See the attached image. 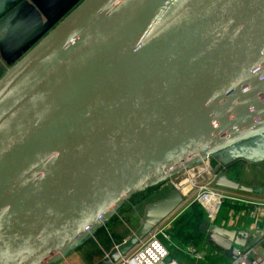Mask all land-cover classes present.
<instances>
[{
  "label": "water",
  "instance_id": "1",
  "mask_svg": "<svg viewBox=\"0 0 264 264\" xmlns=\"http://www.w3.org/2000/svg\"><path fill=\"white\" fill-rule=\"evenodd\" d=\"M262 134L264 0H83L0 77V264H50L134 194ZM221 169L214 185L264 194ZM183 200L173 187L147 202L94 264ZM202 230L234 262L264 247L258 229Z\"/></svg>",
  "mask_w": 264,
  "mask_h": 264
},
{
  "label": "crops",
  "instance_id": "2",
  "mask_svg": "<svg viewBox=\"0 0 264 264\" xmlns=\"http://www.w3.org/2000/svg\"><path fill=\"white\" fill-rule=\"evenodd\" d=\"M82 1L0 0V77L6 72L8 67H11L20 60ZM257 144H260L257 148V154L261 156L264 154V134L255 135L221 148L212 155L213 162L216 166L220 164L222 166L221 171L226 172L230 178L236 181L238 179L235 177V167L243 165L250 174L247 176L248 179L244 180V183L241 181L238 182L255 188L264 187L260 183L264 179L262 178V174H264V159L255 161L249 158L253 156V150ZM162 184L163 182L159 185L156 193L158 191V193L161 191L163 193L165 192L163 194L164 196L173 187L171 185L162 187ZM240 193L245 194L248 198L264 200V194L252 193V195H248L245 192ZM231 203L230 206L224 204L221 207L217 219H215L216 221H210V223H215L228 229L249 230L253 233L252 236L254 237L257 235L254 232L255 230L264 231L263 206L254 207L243 203ZM252 208H255L259 212L256 216L251 215L249 210ZM126 215L127 213L121 219L124 220ZM174 221L168 229L170 232L173 228ZM204 223L199 227V232L203 236L196 235L190 231L187 236H181L175 230L174 234L171 232L170 238L163 240L168 245L170 257L177 259L179 264H234L227 250L221 249L206 241V232L202 230ZM114 228L115 230L120 229V226H115ZM97 230L77 247L55 259L50 264H72L71 257L73 259H79L80 264H91L86 259L87 247L93 242L92 240L95 238ZM131 234L127 235V238ZM170 240L172 241L171 243ZM109 251L105 252L103 257ZM197 254H200V258L196 256ZM260 257H264V247L262 246L256 247V252H251L248 255L250 261H254ZM101 258V255L96 254L92 258V261L95 263ZM93 262L92 264H94Z\"/></svg>",
  "mask_w": 264,
  "mask_h": 264
},
{
  "label": "built area",
  "instance_id": "3",
  "mask_svg": "<svg viewBox=\"0 0 264 264\" xmlns=\"http://www.w3.org/2000/svg\"><path fill=\"white\" fill-rule=\"evenodd\" d=\"M215 167L213 156L207 155L165 180L162 187L171 185L177 188L183 195V203L172 214L155 225L131 251L122 255L113 264H179L177 259L170 257L168 245L161 239V236L164 239L170 238L167 231L172 222L193 202L202 205L209 221L217 219L221 207L226 201L264 207V200L248 198L240 191L229 190L225 187H222L225 188L223 190L214 189L213 187L216 186L214 179L217 176ZM249 211L252 216L259 213L255 208ZM251 252H256V247L250 248L246 254H241L234 264H238L243 258L249 264H264V257L249 261L248 255ZM196 256L200 258V254Z\"/></svg>",
  "mask_w": 264,
  "mask_h": 264
},
{
  "label": "trees",
  "instance_id": "4",
  "mask_svg": "<svg viewBox=\"0 0 264 264\" xmlns=\"http://www.w3.org/2000/svg\"><path fill=\"white\" fill-rule=\"evenodd\" d=\"M159 185H161V183L149 187L145 191L134 194L118 209L117 214H114L106 222L105 226L97 230L95 238L92 240L93 242L87 247L86 259L89 260L91 264L93 262L92 258L96 256V254L103 257L105 252L111 250L115 244H120L127 238L126 234L120 231V229L115 230L114 227L123 225L124 220L121 219V217H123L126 213H132L136 207L142 208L147 202L155 200L153 198L156 197V190ZM224 204H228L230 206L232 203L231 201H226ZM206 220H208V218L205 209L200 203L193 202L174 221L171 232L174 234L175 230L176 233L181 236H186L190 231L196 235L203 236V234L199 232V227Z\"/></svg>",
  "mask_w": 264,
  "mask_h": 264
},
{
  "label": "rangeland",
  "instance_id": "5",
  "mask_svg": "<svg viewBox=\"0 0 264 264\" xmlns=\"http://www.w3.org/2000/svg\"><path fill=\"white\" fill-rule=\"evenodd\" d=\"M234 171H235V177L238 179V181H241L242 183H244V180L248 179L247 176H249V174H250L246 170L245 166H243V165L235 167ZM262 178H264V174H262ZM260 183H261V185H264V179ZM213 188L214 189H218V190L225 189V188H222L220 186H215ZM158 192L156 193V197H154L153 199H156V198L159 199L160 197H163V194H165V192L163 193L162 191L160 193H158ZM246 194H248V195L251 194L252 195V193H246ZM142 213H143V207L142 208L141 207L140 208L136 207V209L132 213H127V215H126V217L124 219L123 225H120V231H122L126 235H129L133 231H135L137 229V227L140 225V220H141ZM167 233L171 236L170 230H168ZM161 239L164 240V237L161 236ZM171 242L172 241L170 240V243ZM170 248H171V246H170ZM253 257H255V256H253ZM71 263L72 264H80V261H79V259H75V258L73 259V257H71ZM87 263H88V261H87Z\"/></svg>",
  "mask_w": 264,
  "mask_h": 264
},
{
  "label": "bare ground",
  "instance_id": "6",
  "mask_svg": "<svg viewBox=\"0 0 264 264\" xmlns=\"http://www.w3.org/2000/svg\"><path fill=\"white\" fill-rule=\"evenodd\" d=\"M238 264H249L245 258L242 259V261H240Z\"/></svg>",
  "mask_w": 264,
  "mask_h": 264
}]
</instances>
